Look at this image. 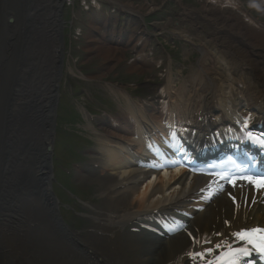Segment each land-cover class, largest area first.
I'll list each match as a JSON object with an SVG mask.
<instances>
[{
    "label": "bare ground",
    "instance_id": "bare-ground-1",
    "mask_svg": "<svg viewBox=\"0 0 264 264\" xmlns=\"http://www.w3.org/2000/svg\"><path fill=\"white\" fill-rule=\"evenodd\" d=\"M64 1L0 0V264L182 263L176 256L188 245L183 234L160 242L153 236L137 233L136 221L200 187L205 179L179 178L181 171H168L149 179L140 170L121 167L113 145L127 140L122 135L126 132L123 125L137 123L147 117L146 112L152 113L159 107L149 104V100L169 98L210 109L240 92L253 103L258 99L264 101V28L253 18L244 20L228 15L219 3L211 0L195 13L185 10L186 19L167 20L166 24L173 27L169 30L173 38L190 42L187 46L191 50L200 51L198 65L182 74L190 82L184 80L179 87L175 85L176 78L181 76L174 77L172 67L167 66L162 82H173L177 92H172V86L153 88L150 99L143 103L132 101L122 86L117 85L119 91L115 93L109 85L119 102L124 100L128 104L127 108L121 107V114L113 122L118 123L117 127L107 114L99 123L84 117L80 132L91 146H84V151L89 152L76 172V184L93 196L79 201L78 218L86 226L77 229L63 224L59 218L60 200L51 191L48 150L54 142L53 120L65 48L60 16ZM109 1L143 22L156 8ZM97 15L101 19L94 16L92 20L87 48L93 56L109 62L94 77L104 80L123 57L121 48L104 41L105 33L112 30H106L105 22L109 19L102 13ZM10 17L14 18L12 23ZM197 21L212 24L213 31ZM183 22L190 23V27L182 26ZM153 27L154 31L162 28ZM132 28V48L140 54L128 64V69L151 72L139 63L146 57L145 45L151 38L137 34L136 24ZM97 31L102 35L96 37ZM197 35L201 39L197 40ZM234 39L239 46L233 43ZM140 40L144 44L138 48ZM169 63L172 64L171 58ZM82 77L87 78L83 74ZM183 77L180 81L186 79ZM145 87L151 88L152 83L146 81ZM249 204L250 201L247 207L236 210L227 199H217L194 223L203 234L221 231L226 222L236 221L237 211L247 212Z\"/></svg>",
    "mask_w": 264,
    "mask_h": 264
},
{
    "label": "rangeland",
    "instance_id": "rangeland-1",
    "mask_svg": "<svg viewBox=\"0 0 264 264\" xmlns=\"http://www.w3.org/2000/svg\"><path fill=\"white\" fill-rule=\"evenodd\" d=\"M108 1L109 0H103V2L107 4L109 3ZM119 1L124 3L131 2V4L138 7H147L149 5H153L156 7L151 11L150 15L145 17V23L137 21L138 24L143 23L148 28L152 29L153 33L154 25L162 27L160 30H155L157 32L153 36V57H151L149 61H144L143 59L140 60V63L150 69L152 73L148 71L147 73H138L132 70L129 71L128 64L133 59V50L127 47L121 49L123 60L118 62L116 68H114V70H112V72H110L104 80L95 79L94 77L96 76V74L101 70H104V66L109 62H106L103 58H100L96 55L93 56L94 54L87 48L88 43H90V40L88 39V34L90 32L89 28L92 26L93 20L89 19L91 16L90 14H92L91 11L84 10L82 8V0H66L60 14L61 24L63 27L62 38L64 39L65 48L63 61L60 63L61 72L59 74H61V77L59 85L61 95L58 98L60 102L58 101L59 107L55 120V129H58L57 120L62 123L61 126H59V128H62L61 131H58V133H56L58 138L55 144V156H58L57 162H60V160L64 159L63 162L66 163L70 170L72 169V172L68 175V177H65V183L68 184L69 187L73 186V189L75 190L73 191L76 196H74L72 200H74V205L77 207V213H79L80 211L79 201L87 200V198H89V195L93 196V193L91 192V194L89 192H86V189H82L79 185L76 184V171L73 170V164L68 160V157H70L71 155V150L66 149L65 145L63 146V144L65 143V141L68 142L71 139L73 140V142L75 141L76 145L78 144L80 146L83 143L82 147L90 143L86 137H84L86 139L85 141L82 136L78 135V131L80 133V124L83 123L84 120L82 117V113H80V111L84 110L83 107L93 113L100 112V114L102 110L107 109L117 111L118 103L116 102L119 98L108 89L107 84H112L115 86L120 85L134 96L138 95L145 97L150 92L149 88L145 87L146 81H149L150 83H161V80L158 79V76H160L164 65L160 67L158 65L159 62H164V64L167 65V59L171 58V67L173 66V76L177 77L176 74L181 76L178 79L176 78V81H178L182 78L183 71L184 74L185 72L189 73V67H197V61L200 57L199 50H187L180 41H176L171 37H169V40L167 41L169 45L161 41L170 51H165L164 47L161 49V47H159L158 45V40H164L168 37L169 34H172L169 30L173 29V27L169 24H166L167 20H170L171 18L174 21H177V19L179 18L181 19V15H183L182 12L184 11L183 7L194 8L195 6H198L197 4L201 3L196 2L199 0ZM104 8L106 9V7H102L103 10ZM258 10L261 11V9ZM105 11L107 12V9ZM255 15L261 18V20H263L264 22V13H255ZM181 25L183 26V24ZM203 27H205L206 30H209V27H207V25ZM162 36H165V38H163ZM170 52L174 53H171V55ZM179 59H181V61H178ZM186 59H191L193 60V62H188V60L186 62ZM190 64L192 65L189 66ZM82 74L85 75L88 79L83 78ZM184 78L189 81V79H187L189 77ZM154 87L157 88L156 85H154ZM115 91L118 92L119 88L115 87ZM63 132L68 134L67 136L69 137L67 138ZM64 137H66L67 139L65 140ZM79 137L82 138L81 141L79 140ZM62 142L64 143L62 144ZM83 149L84 148H82V150ZM57 162L55 164L58 165L59 163ZM54 169L56 170L57 167H54ZM60 180L63 181L62 178ZM57 187L59 190L60 187ZM60 192L61 195L63 194V196H65L63 190H60ZM63 200L66 201L65 204L68 206H62V211L63 213H65L64 217L67 222L77 229L85 227L86 225H83V221L79 220L78 215H76L75 213L73 214V210L75 209V207L74 205H71V200L69 202L68 197H64ZM72 207L73 209L70 211Z\"/></svg>",
    "mask_w": 264,
    "mask_h": 264
},
{
    "label": "snow or ice",
    "instance_id": "snow-or-ice-1",
    "mask_svg": "<svg viewBox=\"0 0 264 264\" xmlns=\"http://www.w3.org/2000/svg\"><path fill=\"white\" fill-rule=\"evenodd\" d=\"M247 138L253 140L254 142L264 145V138L254 136L251 132L247 133ZM246 179H249L250 182L257 184L258 187H264V181H257L251 177H245ZM251 231H264V230H251ZM237 237H239L241 240L248 239L249 243H252L251 239L247 236L246 233H235ZM217 247H220V245H217ZM261 251H264V247H261ZM209 252H211V249H208ZM249 254V249L247 248H241L236 249L235 251H232L231 249L224 254L225 257H228V259H224L223 257L217 258L215 261H209L208 264H238L239 258L241 255L247 256ZM190 256H199L202 254L199 253H191Z\"/></svg>",
    "mask_w": 264,
    "mask_h": 264
}]
</instances>
